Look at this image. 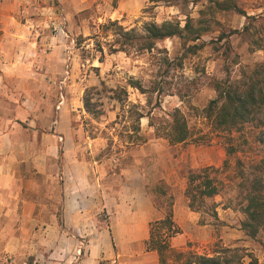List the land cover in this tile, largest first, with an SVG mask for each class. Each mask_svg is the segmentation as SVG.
I'll return each instance as SVG.
<instances>
[{
  "label": "rangeland",
  "instance_id": "374dc122",
  "mask_svg": "<svg viewBox=\"0 0 264 264\" xmlns=\"http://www.w3.org/2000/svg\"><path fill=\"white\" fill-rule=\"evenodd\" d=\"M188 1L183 12L165 0H0V60L3 51L18 60L13 71L0 69V178L11 175V190L35 206L34 220H23L22 202L12 204L1 183L0 264H160L145 247L150 224L165 216L149 194L160 180L179 228L166 264H185L178 253L211 257L223 248L246 249L240 264H264V232L245 234L238 198L241 170L264 156L261 130L247 124L228 134L204 112L214 80L264 63V0H236L246 16L217 14L195 43L175 37L151 51L110 54L111 27L104 56L94 49L91 37L110 21L139 32L152 22L184 25L186 13L198 19L226 0ZM91 88L102 99L99 118L84 108ZM130 109L144 115V142L133 147ZM176 109L193 133L186 143L156 134ZM228 145L236 152L227 155ZM206 167L218 169L221 193L208 201L217 217L192 211L185 195L189 171Z\"/></svg>",
  "mask_w": 264,
  "mask_h": 264
},
{
  "label": "trees",
  "instance_id": "16d2710c",
  "mask_svg": "<svg viewBox=\"0 0 264 264\" xmlns=\"http://www.w3.org/2000/svg\"><path fill=\"white\" fill-rule=\"evenodd\" d=\"M173 6H177L184 12L187 8L188 0H165ZM213 2V1H212ZM225 11H234L246 16L236 0H226L216 2L215 7L208 6L205 10L199 12V18L195 19L191 13H186L185 24L180 21H166L162 24L155 22L147 23L142 31L136 29H126L117 21H110L109 24L100 25L98 31L91 37L96 39V47L104 56V41L108 38L109 28L113 27L115 39L107 44L110 54L140 53L151 51L159 41L178 37L187 43L197 42L202 36L212 29L213 22H217V14ZM211 16L207 20L206 16ZM254 19V17H248ZM249 31V27L244 28V32ZM238 32V31H237ZM226 36L221 35L224 40ZM196 48V45L193 46ZM100 61H103L100 59ZM142 93H147L138 83H134ZM213 88L216 92V98L210 101L205 109L206 117L211 119L216 128L228 134L241 132L247 124H254L261 130L264 144V63L257 64L249 71H243L238 78L228 77L227 79L214 80ZM96 88L86 91L84 98V108L90 115L99 118L103 115L102 99L94 97ZM121 101V97L117 98ZM135 122L130 136V147L140 145L144 142L139 134L140 120L144 115L138 111L130 109ZM116 122L113 123L116 124ZM151 126H155L153 121ZM156 134L166 138L171 144H181L188 142L193 133L188 125L184 114L176 109L170 120L165 122V127H156ZM227 155L236 152L235 147L228 145ZM60 154H63L60 149ZM218 169L206 167L198 170H191L187 176V187L185 195L188 199V206L192 211L199 212L206 209L214 217L218 216V205L209 204L208 201L220 195L221 188L219 180L215 176ZM241 182L239 183V201L242 211L246 216L242 224V230L252 239H256L260 233L264 232V156L257 162L243 168L240 172ZM149 188L148 186H146ZM156 206L162 205L165 210L163 219L150 224V236L145 242L147 251H155L160 258V264H166V257L174 253L171 247V241L179 234V228L174 221V196L171 193L168 184L160 180L154 189L149 192ZM158 196L164 198L160 204ZM63 225V221H61ZM246 249L223 248L215 256L196 255L193 253H178L179 257H185V264H240L246 256ZM257 262V259L256 261ZM255 264V263H252Z\"/></svg>",
  "mask_w": 264,
  "mask_h": 264
},
{
  "label": "crops",
  "instance_id": "0c3cea01",
  "mask_svg": "<svg viewBox=\"0 0 264 264\" xmlns=\"http://www.w3.org/2000/svg\"><path fill=\"white\" fill-rule=\"evenodd\" d=\"M3 54H6L7 56H6V58L0 60V69H4V71L6 69L13 71V69L16 68L17 65H18V60H15L14 56L12 54L9 55L8 52L3 51ZM0 75H1L0 80L3 81L4 77H6V75H4L2 73H0ZM3 178L4 177L0 178V186H1L2 182H5L6 183L5 187L9 188L8 192L12 191L11 190V186H12V177H11V175H6L4 180H3ZM12 195H13V198H14L13 200H10V202L12 204H20V202H22V204H23L22 219L23 220L28 219L29 221L34 220L35 206L32 204V202L29 199H26L25 197L21 196L22 195L21 192L12 191ZM28 197H31V196L29 195ZM174 206H175V203H174ZM173 210H174V207H173ZM149 236H150V228H149ZM149 236H148V239H149ZM147 252H155V251H147ZM155 253H157V252H155ZM159 260H160V258H159ZM260 264H262V260H260Z\"/></svg>",
  "mask_w": 264,
  "mask_h": 264
}]
</instances>
